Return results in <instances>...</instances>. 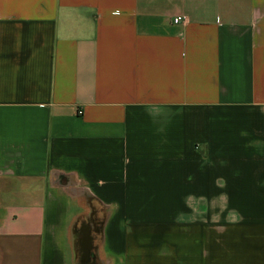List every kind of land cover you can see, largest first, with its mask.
<instances>
[{
    "label": "crops",
    "instance_id": "1",
    "mask_svg": "<svg viewBox=\"0 0 264 264\" xmlns=\"http://www.w3.org/2000/svg\"><path fill=\"white\" fill-rule=\"evenodd\" d=\"M88 260L264 264V0H0V264Z\"/></svg>",
    "mask_w": 264,
    "mask_h": 264
},
{
    "label": "built area",
    "instance_id": "2",
    "mask_svg": "<svg viewBox=\"0 0 264 264\" xmlns=\"http://www.w3.org/2000/svg\"><path fill=\"white\" fill-rule=\"evenodd\" d=\"M185 21L184 15H176L172 18L173 23H183Z\"/></svg>",
    "mask_w": 264,
    "mask_h": 264
},
{
    "label": "rangeland",
    "instance_id": "3",
    "mask_svg": "<svg viewBox=\"0 0 264 264\" xmlns=\"http://www.w3.org/2000/svg\"><path fill=\"white\" fill-rule=\"evenodd\" d=\"M163 233V235H166V236H169V235H175L174 233H173V231H172V229H167L166 231H162Z\"/></svg>",
    "mask_w": 264,
    "mask_h": 264
},
{
    "label": "flooded vegetation",
    "instance_id": "4",
    "mask_svg": "<svg viewBox=\"0 0 264 264\" xmlns=\"http://www.w3.org/2000/svg\"><path fill=\"white\" fill-rule=\"evenodd\" d=\"M81 261V260H80ZM79 261V262H80ZM86 264H96V262L94 261V260H88L87 262H86Z\"/></svg>",
    "mask_w": 264,
    "mask_h": 264
}]
</instances>
